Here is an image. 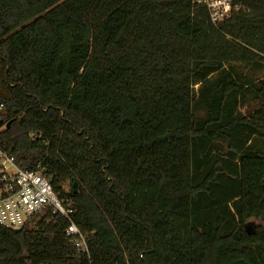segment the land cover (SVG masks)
<instances>
[{
  "label": "trees",
  "instance_id": "16d2710c",
  "mask_svg": "<svg viewBox=\"0 0 264 264\" xmlns=\"http://www.w3.org/2000/svg\"><path fill=\"white\" fill-rule=\"evenodd\" d=\"M238 1L0 0L1 145L90 248L45 214L0 224V264H264V77L235 68H264V0Z\"/></svg>",
  "mask_w": 264,
  "mask_h": 264
},
{
  "label": "built area",
  "instance_id": "2783aa9c",
  "mask_svg": "<svg viewBox=\"0 0 264 264\" xmlns=\"http://www.w3.org/2000/svg\"><path fill=\"white\" fill-rule=\"evenodd\" d=\"M207 10L209 19L217 24L235 12L246 10L238 0H192ZM5 106L0 103V110ZM35 134L31 135L34 138ZM45 214L63 216L70 221L65 234L78 252L89 255L88 233L71 220L72 210L54 189L51 177L43 168L26 169L17 164L10 150L0 142V224L20 230L35 224Z\"/></svg>",
  "mask_w": 264,
  "mask_h": 264
},
{
  "label": "rangeland",
  "instance_id": "374dc122",
  "mask_svg": "<svg viewBox=\"0 0 264 264\" xmlns=\"http://www.w3.org/2000/svg\"><path fill=\"white\" fill-rule=\"evenodd\" d=\"M235 68L238 70L240 74H243L244 76L253 77L254 79H260L264 77V68L255 69V68H250L248 66H245L243 64H237L235 65ZM242 110L245 111V108H242ZM66 189L67 190L70 189L69 184H67ZM250 221H254L257 224L255 220H250Z\"/></svg>",
  "mask_w": 264,
  "mask_h": 264
},
{
  "label": "water",
  "instance_id": "95a60500",
  "mask_svg": "<svg viewBox=\"0 0 264 264\" xmlns=\"http://www.w3.org/2000/svg\"><path fill=\"white\" fill-rule=\"evenodd\" d=\"M73 190H74L75 193L78 192V183H77L76 180H73ZM255 225L256 224H255L254 221H250V222L246 223V229H247L248 233L251 234V233L254 232Z\"/></svg>",
  "mask_w": 264,
  "mask_h": 264
}]
</instances>
